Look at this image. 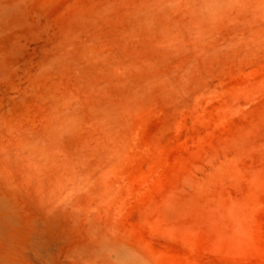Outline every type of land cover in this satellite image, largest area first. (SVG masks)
Returning a JSON list of instances; mask_svg holds the SVG:
<instances>
[{"label":"rangeland","instance_id":"374dc122","mask_svg":"<svg viewBox=\"0 0 264 264\" xmlns=\"http://www.w3.org/2000/svg\"><path fill=\"white\" fill-rule=\"evenodd\" d=\"M116 247L264 264V0H0V264Z\"/></svg>","mask_w":264,"mask_h":264},{"label":"bare ground","instance_id":"6f19581e","mask_svg":"<svg viewBox=\"0 0 264 264\" xmlns=\"http://www.w3.org/2000/svg\"><path fill=\"white\" fill-rule=\"evenodd\" d=\"M107 246H103L102 249H106ZM114 251V263L115 264H144V262L137 257L133 252L123 247H116Z\"/></svg>","mask_w":264,"mask_h":264}]
</instances>
